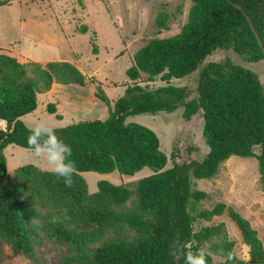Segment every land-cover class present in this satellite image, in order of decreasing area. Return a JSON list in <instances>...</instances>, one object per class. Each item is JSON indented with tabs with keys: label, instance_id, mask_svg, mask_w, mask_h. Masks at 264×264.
<instances>
[{
	"label": "trees",
	"instance_id": "trees-1",
	"mask_svg": "<svg viewBox=\"0 0 264 264\" xmlns=\"http://www.w3.org/2000/svg\"><path fill=\"white\" fill-rule=\"evenodd\" d=\"M9 1L0 0V6ZM191 1L188 22L179 34L154 38L135 53L127 70L135 82L123 96L111 105L98 88L97 98L108 107L104 119H79L55 129L71 145L77 162L71 188L32 164L18 167L7 182L4 151L9 146L31 150L26 139L31 128L23 118L38 108L39 94L51 90L55 82L67 86L89 82L68 63H52L50 69L34 64L37 78H28L23 64L0 53V118L8 122L7 129L0 130V239L15 254L35 259L36 247L47 240L66 248L57 264H184L183 255H174V242L195 251L194 244L225 234L223 223L196 231L195 227L228 210L250 248L251 260L236 256L234 264H264V245L249 221L224 203L198 210L208 194L194 189L192 181L210 179L233 156L254 157L264 189V84L257 73L229 59L211 60L216 53L231 51L248 63L264 61V0ZM161 15L157 24L166 27V16ZM141 73L149 82L160 77L166 85L149 90L138 83ZM190 76H197L195 88L171 84ZM47 108L56 113L55 104ZM180 109L186 120L197 116L204 120L208 151L200 160L191 157L199 148L190 145L185 151L176 145L168 156L153 129L131 121ZM257 147L260 154L254 152ZM85 173H116L121 183L101 179L92 191ZM138 175L135 183L132 178ZM35 203L52 207L58 221L45 219ZM232 246L224 240L212 251H233Z\"/></svg>",
	"mask_w": 264,
	"mask_h": 264
},
{
	"label": "rangeland",
	"instance_id": "rangeland-1",
	"mask_svg": "<svg viewBox=\"0 0 264 264\" xmlns=\"http://www.w3.org/2000/svg\"><path fill=\"white\" fill-rule=\"evenodd\" d=\"M192 6L191 0H10L1 5L0 53H6L23 64L28 78H37L34 64L50 69L52 63H68L76 67L90 84L80 89L82 102L71 95L67 96L57 83L52 90L39 95L38 108L26 115L23 121L32 128L35 121L43 120L56 129L80 118L104 119L108 107L97 98L98 88H103L111 105L123 96L126 87L135 82L127 75V70L134 63L135 53L154 38H171L179 34L188 22ZM161 14L166 16V27L157 24L158 18L163 16ZM83 28L87 30L83 32ZM228 59L235 65L257 73L264 84V61L248 63L231 51L216 53L211 58L220 62ZM147 78L148 75L141 73L138 83L149 90L166 85L160 77L152 82L147 81ZM23 82H26V78ZM196 82L197 76H190L183 80H172L171 84L195 88ZM63 95L67 96V102H63ZM49 104L56 105V113L48 112ZM70 107L79 114V119L69 113ZM183 111L180 109L172 114L160 113L155 116L139 115L131 118V121L153 129L161 140L162 150L168 156L176 145L182 151L190 145L199 148L191 157L200 160L208 151L202 135L204 120L201 116L186 120ZM55 114L63 118L59 119ZM254 152L260 154L259 147ZM4 154L8 162L7 182L21 165L32 164L48 171L46 162L34 157L32 150L9 146ZM84 177L92 191L101 179L121 183L116 173H85ZM140 177L138 175L132 180L136 183ZM192 181L194 189L208 194L199 203L198 210L212 209L219 203L226 204L249 221L264 245V189L256 158L233 156L224 161L210 179ZM29 202L31 204L33 200L29 199ZM35 204L45 219L53 221L56 218L58 221L52 207ZM221 223L224 224L225 234L214 235L206 241L212 246L220 245L224 240L233 242L235 255L241 260H251L250 248L243 242L241 231L230 218L228 210L211 221L200 220L195 231L201 226ZM72 225L78 229L84 228L79 223ZM39 236L45 240V234L39 233ZM128 237L131 239L133 233L130 232ZM194 246L200 247L202 244L196 243ZM59 247V244L46 240L36 247V258L33 259L23 253L15 254L11 246L0 239V264H57L66 253L64 246ZM212 264H224V261L219 255H213Z\"/></svg>",
	"mask_w": 264,
	"mask_h": 264
},
{
	"label": "clouds",
	"instance_id": "clouds-1",
	"mask_svg": "<svg viewBox=\"0 0 264 264\" xmlns=\"http://www.w3.org/2000/svg\"><path fill=\"white\" fill-rule=\"evenodd\" d=\"M26 139L34 157L43 159L46 162L47 170L58 179H62L66 187L71 188L78 170L77 162L72 159L73 149L71 145L64 143L57 136L54 127L43 120L34 122ZM55 221L56 218H53V222ZM174 248V255H183L184 264H208V258L213 255H219L225 264H229V262L234 264L237 259L235 253L231 250L225 252L224 249H219L217 253H214L212 245L207 241L195 251L190 250V246L187 244L181 245L180 241L174 242Z\"/></svg>",
	"mask_w": 264,
	"mask_h": 264
},
{
	"label": "crops",
	"instance_id": "crops-1",
	"mask_svg": "<svg viewBox=\"0 0 264 264\" xmlns=\"http://www.w3.org/2000/svg\"><path fill=\"white\" fill-rule=\"evenodd\" d=\"M58 84H60V83H58ZM57 85V83L55 82L54 84H53V86H52V88H54L55 86ZM61 85V88H60V90H62V91H64L66 94H67V96L68 95H71V97H74V98H76L77 100H81L82 102H84V100H83V95L80 93V89H82V88H84V87H88V86H90V85H86V86H80V85H71V86H67V85H63V84H60ZM73 87V90H71V91H69V89H71ZM52 88H51V90H52ZM50 91V90H49ZM48 91V92H49ZM72 92V93H71ZM40 95V94H39ZM39 95H38V97H39ZM67 96L65 97L64 95H63V97H62V99H63V102H67ZM89 98V100H91L92 98L91 97H88ZM94 98V97H93ZM74 104V103H73ZM74 106V105H73ZM72 106V107H73ZM72 107H70V108H68V110L69 111H71V112H69L70 114H72V116H74V117H76V118H78L77 116H79V114H77V113H75V112H73L72 111ZM79 119V118H78ZM81 119V118H80Z\"/></svg>",
	"mask_w": 264,
	"mask_h": 264
},
{
	"label": "water",
	"instance_id": "water-1",
	"mask_svg": "<svg viewBox=\"0 0 264 264\" xmlns=\"http://www.w3.org/2000/svg\"><path fill=\"white\" fill-rule=\"evenodd\" d=\"M8 127V122L0 118V130H6Z\"/></svg>",
	"mask_w": 264,
	"mask_h": 264
}]
</instances>
